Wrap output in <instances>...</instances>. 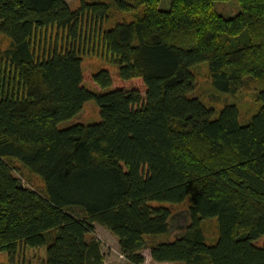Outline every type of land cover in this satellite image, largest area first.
I'll list each match as a JSON object with an SVG mask.
<instances>
[{"label": "trees", "instance_id": "obj_1", "mask_svg": "<svg viewBox=\"0 0 264 264\" xmlns=\"http://www.w3.org/2000/svg\"><path fill=\"white\" fill-rule=\"evenodd\" d=\"M0 0V252L9 264H102L98 224L129 264H264V0ZM226 1V0H223ZM114 12L132 13L114 20ZM47 28L63 43L36 40ZM40 46V47H39ZM102 52L92 72L81 54ZM211 87L239 92L259 79L240 121L193 95V66ZM87 81L93 89L84 86ZM94 100L100 121L59 123ZM25 169L41 179L21 183ZM188 202L173 240L163 203ZM214 218L208 242L202 222Z\"/></svg>", "mask_w": 264, "mask_h": 264}, {"label": "rangeland", "instance_id": "obj_2", "mask_svg": "<svg viewBox=\"0 0 264 264\" xmlns=\"http://www.w3.org/2000/svg\"><path fill=\"white\" fill-rule=\"evenodd\" d=\"M71 8L78 6L79 0H65ZM170 0H161L159 8H167ZM213 6L215 10L223 15L224 17H232L239 11V6L236 0H214ZM133 13V12H132ZM132 13L114 12L110 18L105 21V25H109L114 20H129L132 18ZM50 40L56 41L57 45L60 46L63 43V37L60 32L55 28H47L42 31V34L35 39V45L37 46L36 40ZM8 46V40L5 36L0 35V48H6ZM40 47V46H39ZM81 66L89 68L90 71L96 72L99 69H111L112 64L107 61L101 50H89L85 54L81 55ZM192 71L195 76L196 85L193 91V95L197 96L202 102L213 107L216 112L227 102L235 103L239 109L240 121L247 120L249 116L255 111L257 103L255 102L256 88L261 84L258 79L247 80L243 88L234 94H222L214 91L211 87L210 79L207 72L206 63L202 62L198 65L193 66ZM84 86L90 89L94 87L87 81L83 82ZM100 121L99 108L94 100H88L83 103L82 109L78 114L60 122L59 127L70 126L74 123H94ZM18 174V175H17ZM16 175L20 179L21 183L25 186H31L37 190L43 187L41 179L31 173H28L25 169L16 172ZM167 206L172 214L169 222L168 234L160 235L155 240H173L175 237L181 234L183 228L188 224L187 206L188 202L183 201L177 204L163 203ZM202 229L207 238L208 242H214L217 237V225L214 218L206 219L202 222ZM88 238L91 236L99 241V248L103 254L102 264H129L128 261L123 257L119 250L116 237L111 234L104 227L94 224L91 232L87 234ZM141 254L144 256L145 264L152 263L149 255V249L147 247L141 250ZM0 264H9L7 261L6 253L0 252Z\"/></svg>", "mask_w": 264, "mask_h": 264}]
</instances>
